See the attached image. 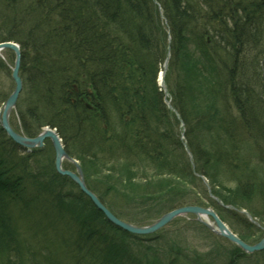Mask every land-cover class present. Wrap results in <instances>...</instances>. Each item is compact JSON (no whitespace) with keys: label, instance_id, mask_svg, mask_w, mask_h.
I'll return each instance as SVG.
<instances>
[{"label":"trees","instance_id":"1","mask_svg":"<svg viewBox=\"0 0 264 264\" xmlns=\"http://www.w3.org/2000/svg\"><path fill=\"white\" fill-rule=\"evenodd\" d=\"M157 1L165 23L151 0H0V42L14 40L34 48L22 53L20 69L26 85L41 84L36 98L17 106L19 112L41 113L32 124L23 123L24 132L33 136L46 125L57 127L66 152L79 160L95 188L88 186L123 220L139 222L136 212L145 221L178 206H211L243 241L254 243L264 230L253 231L254 224L211 198L194 172L207 178L222 204L246 210L264 226V82L251 96L243 90V97L235 91L238 75L228 71L232 52L242 50L261 71L250 76L264 74V0ZM246 31L252 46L240 39ZM166 57L164 84L172 108L156 81ZM0 70L7 74L1 61ZM258 109L261 123L251 118ZM44 145L49 161L38 164V150L30 159L19 156L23 175L18 179L10 161L0 157V264L239 263L235 252H244L236 245L225 249L219 241H229L215 235L212 248L199 259L171 240L158 245L149 239L143 250H132L129 241L135 244L137 236L108 222L74 183L57 174L49 140ZM112 161L117 164L110 169L103 166ZM33 165L42 168L39 182L26 173ZM140 174L151 179L141 182ZM25 181L32 182L26 190ZM44 188L62 199V209L57 201L45 202L51 219L32 220L31 238L12 210L5 209L12 204L23 217L27 210L22 201L15 202L16 194L21 198L26 192L22 200L29 206L30 199L43 202L39 195ZM102 195L108 196L106 201ZM69 213L75 218H68ZM60 231L66 233L61 243L48 236ZM226 251L227 259L215 257Z\"/></svg>","mask_w":264,"mask_h":264},{"label":"bare ground","instance_id":"2","mask_svg":"<svg viewBox=\"0 0 264 264\" xmlns=\"http://www.w3.org/2000/svg\"><path fill=\"white\" fill-rule=\"evenodd\" d=\"M7 1H9V0H7ZM151 1L156 6V8H157V10L159 12L158 15H159L160 19L163 21V23H165V19H164V16L162 15V10L160 9V5H159L158 1L157 0H151ZM21 9L24 12L26 11V9L24 7H22ZM248 34H250V32L249 31H246L245 34L241 35V37H240V39L242 38L241 41L244 42V44H246V45H248L246 43V40L248 42H250L249 39H251V36L249 37ZM4 42L5 43L12 44L14 46V49L13 48H9L10 49L9 51L11 52V60H7L6 57H3V58L0 57V61L2 62L3 66L6 68V71L8 72V74H12L11 70L13 68L16 67V69H17L16 75H15V79L13 77H11L12 75L10 76V78H11L10 80H11V82L15 86H13V89L11 91H9V93L11 94L12 92H14V90L16 89L15 87L18 86V88H19L18 89V93H19V95L21 94L24 97L23 99H26V98H36L38 96V89H36V86L37 85L41 86V84L40 83H37V82H35L36 84L34 82L33 83H29L28 82L27 85H26L25 77L22 75L21 69H20L21 66H22V63H23V61H22V53L28 52V51L29 52H33L34 50H31V48H33V47L28 46V45H25V44L20 43V42H17V41H14V40H5V41L0 42V44L1 43H4ZM252 45L253 44L251 43V46ZM15 48H16V50H15ZM5 50H6V48H3L2 49V52H4ZM2 52H0V53H2ZM260 52H262L261 53V56H260L261 61L264 62V46H262V51H260ZM15 53L19 56V58H17L18 56ZM36 58H37V56L35 57V59ZM248 58H249V60H248ZM166 60H168V59H166ZM11 62H12V64L10 65ZM15 62H17V63L15 64ZM229 62L230 63L228 64V71L230 72V74L238 75V77L236 78V81L234 83L235 89H238V91L237 90H235V91L242 94V92L244 90L245 91V94H248V95L251 96L252 90H256V86L259 85L260 81L264 82V74H260L261 76H259L258 79H253L251 77V76H257L258 73H261V71H259V72L257 71L258 69L253 65L252 57L246 51H242V50H240V51H238V50L233 51L232 52V60H230ZM237 62H239V63H237ZM161 72H163L162 67L160 68V70L158 72V75H157V78H156V81H157L158 84H161V79H162ZM0 74H1V70H0ZM45 77L49 81L52 78H54V75L47 74ZM50 82H52V81H50ZM12 83H10V84H12ZM1 86H2V84L0 83V87ZM239 90H241V92ZM164 93H165V95L168 94L166 92H164ZM245 94H242V96L243 95L245 96ZM5 96L6 97L4 98L3 101H1V104H0V129H2V130L4 129L3 124H2V117H3L2 113H3V110H4L3 107L5 105V102H6L7 98H8L7 93H6ZM51 98H52V96L50 97V99ZM44 99L45 100H49V97L46 96V97H44ZM27 104L30 105V102L27 101ZM166 104H169L168 107L169 108H172L171 103H170V100H166ZM86 106H87V108H90V105L87 104ZM76 114H77V112H75V114H74V120L76 118ZM177 114H178V112L176 113V115ZM40 115H41L40 112L31 111V110H24L23 112H19V108L16 105H11L10 107L7 108V122H8L7 124L11 128V131H12L13 134L8 133V132H5L4 133V131H2V130L0 131L1 132L0 134L5 135L2 139H0V151H1L0 157H4V156H8L9 157L10 167L11 168H16V171H15V174H14V178L15 179L20 178L21 177V174L23 175V172L19 168L18 164H16L17 161H20L18 159L19 156H24L26 159H30L31 158V153L34 152V151L31 152L30 149H28L27 152H26L24 150V146H22L19 143V139H18V136L19 135L25 136L27 138H32V136H29L28 134H26L24 132V125H23V123L24 122H27V123H30L31 122V124H32L35 121V119H37V118L40 119L41 118ZM177 117H178V115H177ZM81 119H82V115H79V122H80ZM11 120H12L13 123H11ZM178 120H180V122H181L182 119L179 117ZM73 124H75L74 121H73ZM116 124H114V126H118V124L117 125ZM46 126H47L46 128H48L51 132H53L54 134H58L57 135L58 138L61 137L60 134H59V132H58V128L57 127H50L48 125H46ZM148 131L149 132H153L152 129H149ZM37 135H39L38 132L34 134V137L37 136ZM49 139L51 141V138H49ZM180 140L182 141L183 144L185 143L182 135H180ZM168 141L170 143V140H168ZM63 145H64V142H63ZM16 148L23 149L25 155H19L18 154V150L19 149H16ZM15 149L17 150V152H16ZM20 154H22V153H20ZM131 158L132 159L129 158L128 160L131 161V162H133L134 161V158L133 157H131ZM189 158H191V155H189ZM123 160H126V159H122L121 162H123ZM75 161H77V159H75ZM0 162L4 163V161H2L1 158H0ZM76 164H78V162ZM116 164H117V161H112V162H106L105 165H103V166L107 169V168H109L108 166H110V165H112V166L114 165L115 166ZM76 166L77 165H67V166H62L61 165V169L62 170L67 171V172H70L71 174H68L66 172H64V173L58 172V170H56V167H55V161H54V156H53V168H54L55 172L57 174H59L60 176H62L63 178H67L69 181H71L72 183H74V185H76V187H77V190H79V192L82 193L83 197L89 199V201L92 203V205L97 210H99L95 206V204L91 201V199H90L89 195H87L86 191L85 190H82L80 188V186L73 180L72 177H74V175L77 178L80 177L81 180H82V182L84 183L85 188L88 191L92 192L96 196V198L103 205H105L104 202L102 201V199L100 198V196L95 192L96 190H93L92 188L89 187L91 185H89V183L87 182V178H86V175L84 174L83 166L81 164H80V166H78L79 167V170H80L79 172L77 171V169H76L77 167ZM26 169H27L26 173L28 174L29 178H31L34 182H39L42 179V176H41V173H40V171L42 169L41 167L37 168L36 165H33V168L31 170H30V167H27ZM38 172H39L40 175L38 174ZM97 178H98V176H97ZM200 178L202 180H204L205 183H206V179L207 178L205 176H200ZM98 179H100V178H98ZM30 183H32V182L31 181H25V183H24L25 186H23V189L26 190L27 189L26 186H30L29 185ZM207 183H208V181H207ZM208 185H209V183H208ZM104 186L105 185L102 183L101 188L104 187ZM91 187H93V186H91ZM93 188H95V187H93ZM107 194H109V193H107ZM12 195L15 196L14 193ZM16 195L18 197L21 196V194H16ZM18 197H17V199H18ZM102 197H103L104 200L106 198H108L107 195H102ZM67 198H71V194H67ZM21 201L23 202V205L26 208V210H28L29 209V206L24 203V200H21ZM76 201H78V199H76ZM215 201H216V199H215ZM64 205L65 204H63V206ZM179 207H182V206H178V207H175V208H179ZM100 212L102 213V211H100ZM74 214H77V212H74ZM103 216H104V214H103ZM186 216H188V217H186ZM67 217L68 218H73V216L71 215V213H69V215H67ZM159 217L160 216H158V217H151L150 220H152L154 222ZM178 217H179V219L181 221H183L184 223H187V218H189V213L188 212H184V211L179 212L174 218H178ZM192 219L194 221H196V218L193 217ZM170 221L173 222L175 220H170ZM170 221H169V223H170ZM125 222L133 223V222L126 221V220H125ZM136 223H139V222H136ZM116 227H118V226H116ZM120 229H122V228H120ZM63 232L64 231H60V232H57V234L56 233L55 234L48 233V236H52L51 238H53L54 240H56L58 243H61V236L66 235V233H63ZM126 232H128V231H126ZM128 233L137 236V237L134 238V239H137V242L135 244H132L131 241H129L128 246H130V248L133 249L134 251H138L139 249L143 250L144 249V246H145L144 244L148 242L147 240L151 239V236H149V235H152V237H153L154 234L156 235V234H159V233H162V232L160 231V229H157V230L151 231L150 233H138V232L137 233L136 232H134V233L128 232Z\"/></svg>","mask_w":264,"mask_h":264},{"label":"rangeland","instance_id":"3","mask_svg":"<svg viewBox=\"0 0 264 264\" xmlns=\"http://www.w3.org/2000/svg\"><path fill=\"white\" fill-rule=\"evenodd\" d=\"M46 47L48 49L50 47V44H47ZM0 54H2L3 57H6L7 60H11V52L9 54H7V55H5L3 52L0 53ZM11 64H12V62L10 63V65ZM162 69L164 70V72H166L167 71V66L165 68H162ZM32 70H33L32 73H34V74L38 73V70H36V69H32ZM6 73L8 74V72H6ZM7 74L5 75V73L1 70L0 83L2 84V86H1L2 88L0 87V92H2V93L0 94V104H1V101L4 100V97H5L6 93L8 95H10L9 91H11L13 89V86H15L11 82V80H10L11 79L10 78V74H8V75ZM164 76H165V74H164ZM10 83H12L13 85L10 84ZM261 84L262 83L260 82L259 85L256 86V90L257 91L260 89ZM157 85L160 88V90H163V91H166L167 90L166 86H165V89H164V87H163L164 86V83L163 82L161 84H158L157 83ZM167 95H165V93H164V96H167ZM23 98L24 97L21 94L19 95V93H18L14 105H16V106L20 105V102L23 100ZM164 100L166 102V100H168V99L165 97ZM174 111H176V110H174ZM261 115H262V112H260V110H259L258 113L252 114L251 118L255 122L261 123L262 122V119H263ZM11 123H13L12 120H11ZM184 128H185L184 127V124L181 123L180 126H179V129H178V132L182 136H183ZM257 129H259V128H257ZM1 130L2 129H0V131ZM2 131H4V133L6 132L4 129ZM4 136L5 135L0 134V139H2ZM45 148H46L45 145H43L42 147H36V148L32 149L33 151L38 150L37 152L39 153L38 156L40 155L39 156L40 158L38 157V158L35 159V161L38 164L41 163L40 162L41 160L47 161V162L49 161V158L50 157H49L48 151H46L47 149H45ZM16 149H19V148H16ZM24 150L27 152V150L25 148H24ZM24 150L23 149H19L18 150V154L19 155H25ZM16 152H17V150H16ZM20 153H22V154H20ZM53 153H54V151H53ZM0 154H1V151H0ZM4 157L7 158V160H9V157L8 156H4ZM77 161L79 162L78 159H77ZM17 162H16V164H18L19 168L22 169L21 168L23 166L22 165V162H19V161H17ZM14 169L16 171V168H14ZM102 173L103 172H101L100 174H102ZM194 174H196L199 177L202 176V175H200L199 173H196V172H194ZM91 177L93 179H95V177L93 175ZM141 177L143 178V180L141 182H144V181H147V180L151 179L149 175H146V176H142L141 175ZM165 177H166V179H168L169 176L168 175H161V178H165ZM207 181L208 180L206 179V183H205V181L202 180L203 185L205 187H206L205 184H207V187L206 188L208 190V194L211 197V195H213V194L209 190V186H208ZM2 184L4 185L3 182H2ZM45 187H47V185H45ZM196 191L199 192V190H197V189H196ZM40 192H41V195H39V196L42 197V200H43L44 203L41 202V201H39V200L30 199L29 200V210H27V213L28 214L27 213L23 214V217L24 218L23 217H20V216H17L18 208L16 206L12 205V204H9L8 209H5V210H9V211H10V209L12 210L14 216L16 217V218L14 217L15 218V221L19 224V226L20 225L21 226L23 225V227L21 228V230L24 232L25 235H28V236H31L32 235V232H34L33 231L34 228L31 225V224H34L32 222V220H35V221L36 220H39V221H43V223H45V222H48L49 219H51L50 218L51 217V212H49V210L46 209L45 202H47V201L48 202L57 201V202H55V204H57L58 210H61L62 209L61 208L62 199H60V200L57 199L55 196L51 195V193L49 194V192L46 194L47 190L45 188L42 189ZM22 195L23 196L26 195V192H22ZM45 196H46V198H44ZM201 196L202 195L199 193V198ZM213 196H215V195H213ZM22 197L21 198H18V199H15V202L17 203L18 201H21L22 200ZM17 206H20V202L17 204ZM173 209L174 208H172L170 210H173ZM135 216H136V220H140L139 223H146V222H148L147 220H149V218H148V219H144L145 221H143L142 214H138V212L135 213ZM186 217H188V216H186ZM241 217H242L241 221H243V218H244L245 221L247 220V221L251 222L252 224L254 222V221H250V219L248 220L245 215H242ZM64 218L65 217L61 218V221L64 220ZM176 219L177 220H175L173 222H170L169 224L165 225L162 229H160V231L162 233H159V234H156V235L154 234L153 237H152V235H149V236H151V239L153 241H150L148 243H153V244L155 243V244H157V242H159L158 243V245H159L162 242L161 240L178 241V243L180 245L177 246V248H179L180 250H184V252L186 254H188L190 257L191 256L193 257L194 255H196L197 256L196 259L201 258V255L205 251H209L210 248H212L211 245H212V242L214 243V239H215V238H213L214 237V233H212V232L208 231L207 229H205L203 226H201L202 224H200V223H195V224L189 225L190 223H184L183 221H181L179 219V217L176 218ZM187 220L188 221H191L189 218ZM255 220H257V219H255ZM149 221H151V220H149ZM225 223L232 229V226L230 225V223L228 221H225ZM259 227H263V226L260 225ZM256 228H257V226L254 224V229L252 228V230L254 231V230H256ZM31 238H32V236H31ZM219 242L218 243L221 244V246L224 247L227 250H230V249L233 250L234 249V247H233L234 244L233 243H230L229 242V244H228V243H226L224 241H219ZM228 252L229 251H226V254H223V255H220L219 254V255H216L215 257L219 258L220 261L223 260V259L225 260L228 257ZM235 253L238 254V255H240V257H239L240 259H239V263L238 264H264V249L256 250V251H253L252 253H245L244 252V254H242L241 252H237V251ZM207 258H208V256H207ZM204 261L205 262H202L200 264H207V262H206L207 260H204ZM210 261L212 262V264H224V263H221V262L218 263V260L216 261V260H213L212 259Z\"/></svg>","mask_w":264,"mask_h":264},{"label":"water","instance_id":"4","mask_svg":"<svg viewBox=\"0 0 264 264\" xmlns=\"http://www.w3.org/2000/svg\"><path fill=\"white\" fill-rule=\"evenodd\" d=\"M2 48H13L14 46L12 44L9 43H1L0 44V49ZM16 50V48H15ZM16 54V53H15ZM17 55V54H16ZM18 56V55H17ZM19 58V56L17 57ZM17 62H15L16 64ZM17 69L16 67L12 69V77L15 79V75H16ZM17 78V77H16ZM18 80V79H17ZM16 89L14 90V92H12L6 102L5 105L3 107V117H2V124L4 129L6 130V132L8 133H12L11 128L8 126V122H7V108L10 107L11 105H14L15 101H16V97L18 94V86L15 87ZM58 134H54L53 132H51L48 128H45L41 133H39V135L32 137V138H27L25 136H21V135H17L18 139H19V143L22 146L25 147H34L36 144L41 145L44 138H51V142H52V146L54 148L55 151V157H54V161H55V167L56 170H58V172H66L68 174H71L70 172L64 171L61 169V160L63 157L70 159L72 162L75 163V165H77V171L79 172V165L76 164V161H74L73 159H71L70 157H68V155L66 154L63 145L61 143V138H58L57 136ZM73 180L80 186V188L82 190H85L87 195H89L91 201L95 204V206L102 211V213L104 214V216L106 217V219L111 222L112 224H114L115 226H118L120 228H122L125 231L134 233V232H138V233H150L153 230H157L160 229L162 226H164L167 222H169L172 218H174L179 212H189V213H193L195 214L198 218L200 216H210L213 219V222L215 224V226L206 223V225L213 230L215 233L224 236L225 238H227L228 240L234 242L235 244H237L242 250L246 251V252H253L256 250H261L264 249V236L256 243L254 244H247L245 243L243 240H241L238 236H236L227 226L224 222H222L220 220V218L216 215V213L209 207H201V206H196V205H186V206H182L179 208H175L173 210H170L164 214H162L157 220H155L154 222H152L151 224L148 225H143V226H137V225H133L129 222H125L122 219H119L117 216H115L105 205H103L97 198L96 196L88 191L85 186L84 183L82 182L80 177H76L74 175V177H72Z\"/></svg>","mask_w":264,"mask_h":264}]
</instances>
